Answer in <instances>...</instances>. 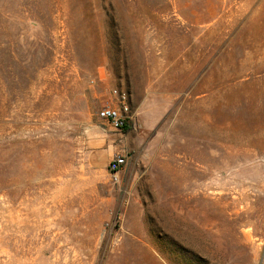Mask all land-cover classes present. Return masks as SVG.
Listing matches in <instances>:
<instances>
[{
	"label": "rangeland",
	"instance_id": "374dc122",
	"mask_svg": "<svg viewBox=\"0 0 264 264\" xmlns=\"http://www.w3.org/2000/svg\"><path fill=\"white\" fill-rule=\"evenodd\" d=\"M0 264H264V0H0Z\"/></svg>",
	"mask_w": 264,
	"mask_h": 264
},
{
	"label": "built area",
	"instance_id": "2783aa9c",
	"mask_svg": "<svg viewBox=\"0 0 264 264\" xmlns=\"http://www.w3.org/2000/svg\"><path fill=\"white\" fill-rule=\"evenodd\" d=\"M116 95H118L115 92ZM129 107L126 103L125 95L121 96V100L117 106L111 105L102 107L97 111V117L101 121H105L115 130H122L128 123ZM125 166V159L121 156L113 158L109 163V171L115 177L118 172Z\"/></svg>",
	"mask_w": 264,
	"mask_h": 264
},
{
	"label": "trees",
	"instance_id": "16d2710c",
	"mask_svg": "<svg viewBox=\"0 0 264 264\" xmlns=\"http://www.w3.org/2000/svg\"><path fill=\"white\" fill-rule=\"evenodd\" d=\"M123 129H126V126H124Z\"/></svg>",
	"mask_w": 264,
	"mask_h": 264
}]
</instances>
